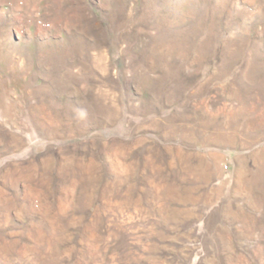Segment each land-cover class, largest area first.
Here are the masks:
<instances>
[{"label": "rangeland", "instance_id": "obj_1", "mask_svg": "<svg viewBox=\"0 0 264 264\" xmlns=\"http://www.w3.org/2000/svg\"><path fill=\"white\" fill-rule=\"evenodd\" d=\"M0 264H264V0H0Z\"/></svg>", "mask_w": 264, "mask_h": 264}]
</instances>
